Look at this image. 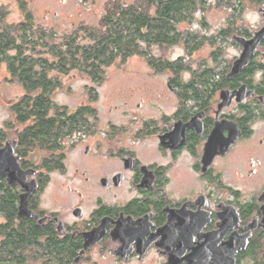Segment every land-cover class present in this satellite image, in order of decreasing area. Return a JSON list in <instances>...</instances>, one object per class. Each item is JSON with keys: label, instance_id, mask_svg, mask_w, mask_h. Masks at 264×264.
<instances>
[{"label": "flooded vegetation", "instance_id": "obj_1", "mask_svg": "<svg viewBox=\"0 0 264 264\" xmlns=\"http://www.w3.org/2000/svg\"><path fill=\"white\" fill-rule=\"evenodd\" d=\"M228 42L237 53L223 67L151 68L163 91L116 119L79 107L46 161L30 167L15 150L36 171L33 217L20 219L60 248L43 263L264 264V38L232 76L242 47ZM52 186L59 210L43 206Z\"/></svg>", "mask_w": 264, "mask_h": 264}, {"label": "trees", "instance_id": "obj_2", "mask_svg": "<svg viewBox=\"0 0 264 264\" xmlns=\"http://www.w3.org/2000/svg\"><path fill=\"white\" fill-rule=\"evenodd\" d=\"M218 3L233 13L228 28L219 30L216 36L227 41L233 36L252 37L249 30L235 28V19L241 18L245 4L259 8L264 6V0ZM211 5L209 0H136L131 4L109 0L97 27L80 25L59 38L46 28L34 26L32 12L24 2V20L16 24L6 23L0 10V69L5 68L7 73L5 82L19 84L23 93L11 107L14 124L21 126L16 133L17 154L26 158L35 150L52 148L55 152L60 138L70 134L69 128L75 126L67 118L70 113L65 108L52 107L51 97L62 87L57 77L77 73L95 83L102 82L108 66L133 56L145 58L156 71L188 67L183 58L173 62L154 57L150 48L181 44L190 55L206 40L215 45L217 38L208 39L199 30H191L193 25H205L203 16L197 15ZM220 51L218 47L211 56L215 61ZM78 113L69 118L74 119ZM3 137L5 134L0 131V145ZM18 201L16 187L1 181L0 264H31L44 256L58 259L60 248L46 228L27 219H16ZM43 236H47L45 241Z\"/></svg>", "mask_w": 264, "mask_h": 264}, {"label": "rangeland", "instance_id": "obj_3", "mask_svg": "<svg viewBox=\"0 0 264 264\" xmlns=\"http://www.w3.org/2000/svg\"><path fill=\"white\" fill-rule=\"evenodd\" d=\"M108 1L0 0V10L6 16V23L16 24L24 20L22 9V2H24L27 4V10L32 12L34 26L46 28L59 38L75 31L80 25L97 27L100 17L106 10ZM119 1L124 4H131L136 0ZM218 1L209 0V3L212 5L205 12L197 15L198 17L203 16L202 21L205 23L204 26L193 25L191 27V30H199L202 34L209 36L205 38H217L218 40H216L215 45L209 44L206 40L200 49L190 55L181 44L172 47L153 46L150 48L152 56L170 61L178 60V57H181L184 59L185 65L192 67V69L198 68L199 65L214 68V59L211 56L218 47H221L220 57L217 58L218 65L223 67L229 64L237 53L236 49L227 40L224 41V38L217 37L216 35L219 30L228 28L233 11L228 6L218 3ZM244 8L245 10L241 14V18L235 19L234 26L238 29H247L253 34L262 27V23L264 22L261 13L258 12L264 6L258 8L256 5L245 4ZM185 28L183 26L182 29ZM57 78L61 80L62 87L57 89L51 97L53 108L56 106L62 107L72 114L81 106H85L88 110L91 107L105 121L109 118H118V114L125 109V102H130L131 107L135 109V104L142 99H145L147 102L148 98L159 91L162 92L163 82L166 81L167 77L164 75L155 76L145 58L133 56L125 62L117 61L108 66L105 69L102 82L95 83L77 73ZM6 79L7 73L5 68H2L0 69V131L5 134V137H3L4 141L6 139L13 141L17 139L16 133H18V129L21 126L14 124L11 107L23 93L19 84L6 83ZM115 107H117V110ZM111 109H113V112H111ZM12 125L13 128L11 129ZM67 145L69 143L65 144V146ZM48 151L35 150L28 155L29 158L25 161L28 162L30 167L38 165L40 161H46ZM62 180L63 178L54 177V184L60 187ZM57 194L56 187L52 186L47 196L43 198V206L59 210V203H54ZM18 205L20 206V196ZM36 259L30 263L45 264L39 259L36 261Z\"/></svg>", "mask_w": 264, "mask_h": 264}, {"label": "water", "instance_id": "obj_4", "mask_svg": "<svg viewBox=\"0 0 264 264\" xmlns=\"http://www.w3.org/2000/svg\"><path fill=\"white\" fill-rule=\"evenodd\" d=\"M264 19V8L258 10ZM264 38V22L262 27L253 33L251 39H244L240 36H233V40L241 45L242 53L233 62L230 76L236 75L248 64L249 59L254 55V52ZM232 96V95H231ZM17 143L8 140L5 145L0 148V180L5 178L7 183L12 186H20L24 192L20 195V206L17 218L33 217L27 208L29 196L35 191V182H27L28 176L36 173L33 169L23 170L19 164V158L15 156ZM245 245H243L244 248Z\"/></svg>", "mask_w": 264, "mask_h": 264}, {"label": "bare ground", "instance_id": "obj_5", "mask_svg": "<svg viewBox=\"0 0 264 264\" xmlns=\"http://www.w3.org/2000/svg\"><path fill=\"white\" fill-rule=\"evenodd\" d=\"M18 146V145H17ZM16 156V155H15Z\"/></svg>", "mask_w": 264, "mask_h": 264}]
</instances>
